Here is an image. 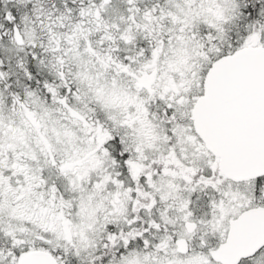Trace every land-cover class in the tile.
<instances>
[{"label":"snow or ice","instance_id":"obj_1","mask_svg":"<svg viewBox=\"0 0 264 264\" xmlns=\"http://www.w3.org/2000/svg\"><path fill=\"white\" fill-rule=\"evenodd\" d=\"M0 264H264V0H0Z\"/></svg>","mask_w":264,"mask_h":264}]
</instances>
